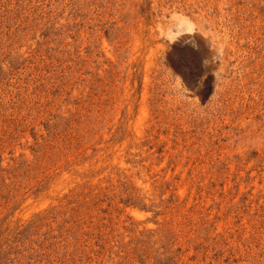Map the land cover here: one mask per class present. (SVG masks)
I'll use <instances>...</instances> for the list:
<instances>
[{"label": "rangeland", "instance_id": "obj_1", "mask_svg": "<svg viewBox=\"0 0 264 264\" xmlns=\"http://www.w3.org/2000/svg\"><path fill=\"white\" fill-rule=\"evenodd\" d=\"M0 264H264V0H0Z\"/></svg>", "mask_w": 264, "mask_h": 264}]
</instances>
